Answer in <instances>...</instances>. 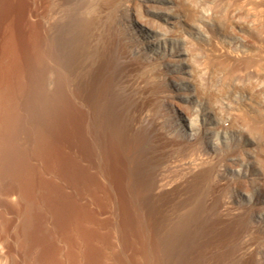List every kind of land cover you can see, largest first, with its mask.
I'll return each instance as SVG.
<instances>
[{
    "label": "bare ground",
    "instance_id": "6f19581e",
    "mask_svg": "<svg viewBox=\"0 0 264 264\" xmlns=\"http://www.w3.org/2000/svg\"><path fill=\"white\" fill-rule=\"evenodd\" d=\"M68 22L34 33V0H0V261L212 264L229 257L230 245L220 244L240 233L245 217L222 228L209 222L211 237L186 247L201 223L211 170L180 187L159 185L140 150L147 135L135 129L140 105L115 88L120 68L111 44L92 56L93 19ZM120 54L130 64L126 46ZM26 201L40 205L34 228L13 232L10 221L4 229L5 207L18 211ZM172 205L179 212L167 219ZM26 247L34 252L28 260Z\"/></svg>",
    "mask_w": 264,
    "mask_h": 264
},
{
    "label": "rangeland",
    "instance_id": "374dc122",
    "mask_svg": "<svg viewBox=\"0 0 264 264\" xmlns=\"http://www.w3.org/2000/svg\"><path fill=\"white\" fill-rule=\"evenodd\" d=\"M82 18L95 23L91 55L111 44L120 68L115 88L140 105L135 129L147 135L140 150L159 185L180 187L211 170L201 223L186 247L211 237L209 222L222 228L242 215L240 233L220 244L230 245L229 257L210 262L264 264V0H34V33ZM123 46L133 54L128 65ZM39 206L5 207L3 228L13 221V232L27 234ZM178 212L169 206L167 219ZM26 252V260L34 256Z\"/></svg>",
    "mask_w": 264,
    "mask_h": 264
}]
</instances>
